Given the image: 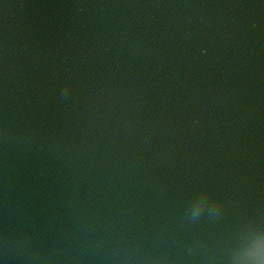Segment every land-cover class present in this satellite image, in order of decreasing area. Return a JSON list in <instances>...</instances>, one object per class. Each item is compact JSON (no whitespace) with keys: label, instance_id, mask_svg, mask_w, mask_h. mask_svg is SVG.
Listing matches in <instances>:
<instances>
[{"label":"water","instance_id":"water-1","mask_svg":"<svg viewBox=\"0 0 264 264\" xmlns=\"http://www.w3.org/2000/svg\"><path fill=\"white\" fill-rule=\"evenodd\" d=\"M264 237V0H0V264H239Z\"/></svg>","mask_w":264,"mask_h":264},{"label":"clouds","instance_id":"clouds-1","mask_svg":"<svg viewBox=\"0 0 264 264\" xmlns=\"http://www.w3.org/2000/svg\"><path fill=\"white\" fill-rule=\"evenodd\" d=\"M239 264H264V237L257 238Z\"/></svg>","mask_w":264,"mask_h":264}]
</instances>
